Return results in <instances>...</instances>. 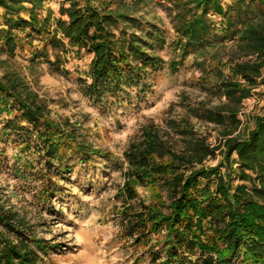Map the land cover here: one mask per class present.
I'll list each match as a JSON object with an SVG mask.
<instances>
[{"label": "trees", "instance_id": "1", "mask_svg": "<svg viewBox=\"0 0 264 264\" xmlns=\"http://www.w3.org/2000/svg\"><path fill=\"white\" fill-rule=\"evenodd\" d=\"M45 1L0 0V42L10 56L25 42L32 43L34 35L46 34V45L53 49L67 51L68 45L77 53L84 49L93 54L84 94L101 110L133 93L146 95L150 77L163 63L155 53L166 45L160 28L112 9L106 0H63L59 18L52 13L43 18ZM162 2L176 34L171 43L180 57L175 68L192 53L235 49L228 61L230 74L218 71L212 87L225 101L196 109L201 120L221 129L222 139L212 146L191 125H180L172 126L181 136L182 143H175L161 131L147 129L143 140L125 154L128 207L123 232L141 245L164 231L166 259L160 264H264V113L246 136L241 135L240 119L244 102L264 84V0ZM217 17L218 26L213 20ZM3 113L10 117L3 121L0 137L35 157L32 172L44 182L45 198L52 196L53 178L71 171L69 161L92 162L98 155L80 127L53 119L19 75L0 77ZM218 155L222 160L207 166ZM132 182L159 188L168 204L147 205ZM162 208L170 211L165 214ZM42 243L0 208V264H41L39 250L46 252Z\"/></svg>", "mask_w": 264, "mask_h": 264}, {"label": "rangeland", "instance_id": "2", "mask_svg": "<svg viewBox=\"0 0 264 264\" xmlns=\"http://www.w3.org/2000/svg\"><path fill=\"white\" fill-rule=\"evenodd\" d=\"M106 1L112 9L132 13L156 25L166 37L164 48L157 47L155 52L163 61L162 67L150 77L151 86L146 95L133 93L108 110H101L84 94L85 83L90 82L93 54L84 49L77 53L68 45L67 51L53 49L46 45V34L34 35L33 42L19 46L14 56L0 42V77L19 75L47 105L53 119H67L77 124L85 141L98 151L92 162L69 161L71 171L53 178L56 182L52 196L45 198L44 182L32 172L35 166L31 161L35 157L0 137V208L22 224L28 235L43 242L46 252L39 250L41 264H160L165 261L164 231L152 234L141 245L123 232L122 222L128 207L124 194L128 168L125 154L132 144L143 140L145 131L151 127L175 143H182L181 136L176 135L172 126L180 128V125H191L212 146H218L222 139L221 129L201 120L196 109L225 101L212 92V87L218 71L230 74L228 61L235 49L216 47L205 53H192L175 68L174 63L180 59L179 52L171 46L176 34L162 0ZM232 1L224 0L226 4ZM62 2L46 0L42 17L52 13L54 19L59 18ZM3 13L0 10V27L4 24ZM22 16L29 19L26 12ZM213 20L217 26L221 23V18ZM20 36L23 39L24 33ZM263 113L264 84L244 102L241 135L246 136L254 127L256 117ZM8 117L7 113L0 115V135L2 123ZM221 160L218 155L207 166L214 167ZM132 183L147 205L158 208L162 203L168 204L159 188ZM162 210L165 214L170 211Z\"/></svg>", "mask_w": 264, "mask_h": 264}]
</instances>
